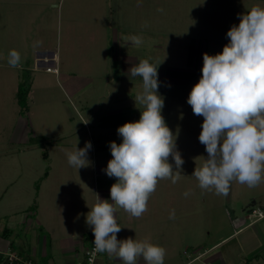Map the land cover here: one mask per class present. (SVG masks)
<instances>
[{
	"label": "rangeland",
	"instance_id": "rangeland-1",
	"mask_svg": "<svg viewBox=\"0 0 264 264\" xmlns=\"http://www.w3.org/2000/svg\"><path fill=\"white\" fill-rule=\"evenodd\" d=\"M252 6L264 7V0H0V210L6 202L30 197L32 210L22 211L36 218L39 205L45 236L51 222L53 236L62 222L69 234L83 230L91 236L86 215L98 191L116 182L103 171L112 158L109 143L119 144L118 126L139 120L141 114L135 97L142 91V77L129 79L128 71L147 59L160 63L161 114L184 163L175 184L158 180L147 211L140 218L131 216L133 223L121 228L119 240L133 231L132 239L165 249L164 264H184L232 234L202 262L261 264L264 173L252 188L233 180L226 196L201 189L192 173L207 157L198 139L203 117L187 103L202 74L203 54L221 52L229 28ZM133 35L144 43L136 47L121 39ZM46 49L59 54L56 72L53 66L49 71L34 67L35 50ZM12 50L20 54V67L8 63ZM19 84L30 87L28 110L18 103ZM88 141V165H69L66 153ZM168 162L174 174L180 171L171 156ZM38 189L41 199L35 203ZM49 195L54 201H48ZM104 197L110 201V194ZM20 237L15 240L18 250L29 252L24 226Z\"/></svg>",
	"mask_w": 264,
	"mask_h": 264
},
{
	"label": "clouds",
	"instance_id": "clouds-1",
	"mask_svg": "<svg viewBox=\"0 0 264 264\" xmlns=\"http://www.w3.org/2000/svg\"><path fill=\"white\" fill-rule=\"evenodd\" d=\"M226 35L228 43L221 52L203 54L201 77L187 97L193 113L203 117L198 139L207 152L205 162L192 175L201 189H214L223 196L233 180L252 188L264 173V7L252 6L240 14L239 24H233ZM121 39L136 47L144 43L136 35ZM8 63L13 68L21 66L16 50L10 51ZM159 64L139 60L128 71L129 79L142 77V91L135 97L140 118L118 126L121 142L109 143L112 158L103 169L116 178L110 187V201L97 194L85 220L94 234L95 252H106L123 264H137L141 257L146 264H164L163 247L131 237L117 239L121 226L116 212L122 208L140 218L158 180L171 179L175 184L184 163L161 114L164 98L158 93ZM91 148L88 141L83 148L76 146L75 151L67 152L69 165L77 169L87 166ZM170 156L175 169L180 170L175 174L168 162ZM174 215L173 211L170 218Z\"/></svg>",
	"mask_w": 264,
	"mask_h": 264
},
{
	"label": "crops",
	"instance_id": "crops-1",
	"mask_svg": "<svg viewBox=\"0 0 264 264\" xmlns=\"http://www.w3.org/2000/svg\"><path fill=\"white\" fill-rule=\"evenodd\" d=\"M35 52L36 53L33 60L35 68L46 67V70L49 71L48 68H51L53 66L52 71L55 70L56 72L58 70L56 62H59L60 57L56 51H48L46 49L39 51L35 50ZM47 157L45 156V158ZM38 175V172H36V177ZM46 176L48 177V174ZM105 186L106 187L102 191H98L99 197L104 200H106L104 195L109 197L111 185L108 186L107 184H105ZM39 189L38 194L35 197V203H37L36 201L39 200V198L41 199V191ZM101 195L103 196L101 197ZM45 197L46 194L43 196V200ZM49 197L50 198L48 199V201L52 202L53 199L51 198L53 197H51V195H49ZM31 200L30 197L27 198L25 196L24 198H21V201H14L13 203L6 202L4 203V206H2L3 208L0 210V264H83L85 250L94 241L93 232L91 233L90 237L84 235L83 230L81 232L79 231L78 235H74L72 233L69 234V231L68 229H65L63 222L62 226H60L58 224V221H56V224L59 225L57 228L59 234L53 236V234H55V228H52L53 222H51L46 224V227L48 229L47 234L49 236H45L44 234H42L45 231V222L43 219L40 218L39 213L37 211L39 205L35 204L34 208L36 210V218L30 217L29 215H26L24 211H22L26 210L28 206V209L32 210L30 208L31 206L29 205ZM35 210L33 212H35ZM119 211L120 213L118 215L117 213ZM117 213L116 219L118 224L121 220H123V222H126L123 223L124 225H122L121 228H126L125 224L128 225L131 222L133 223V218L124 209L117 208ZM55 216L56 214L54 215V217ZM44 219L46 220L45 217ZM251 221L237 228V230L233 234L246 228L247 226L257 224L258 222H260V219L254 222ZM23 226L26 228L27 240L30 244V248L28 249L29 252H21L20 250H18L20 245L15 243V240H21L20 233L23 231ZM136 227L137 226L135 224L133 229H136ZM120 233L121 231L117 233L118 240L120 238ZM130 233H126L127 236H124L122 239H126L129 237L132 238L134 233L133 231H131ZM230 236H232V234L222 238V240L216 242L214 245L203 249L184 264H194L196 262H199L200 264H205V262H202L204 257L217 249L214 248L215 245L227 240ZM56 250L61 251L62 255H57ZM102 254L103 253L99 254L97 264H123L122 261L118 260L115 257H110L106 252L105 257H103ZM215 262H217L216 259H214L213 263L217 264ZM260 263L264 264V258ZM137 264H146V262L141 257L137 259ZM229 264H232V262H230Z\"/></svg>",
	"mask_w": 264,
	"mask_h": 264
},
{
	"label": "built area",
	"instance_id": "built-area-1",
	"mask_svg": "<svg viewBox=\"0 0 264 264\" xmlns=\"http://www.w3.org/2000/svg\"><path fill=\"white\" fill-rule=\"evenodd\" d=\"M99 254L100 253L95 252V245L92 242L88 246V248L85 250V256L83 259V264H97V259L99 257Z\"/></svg>",
	"mask_w": 264,
	"mask_h": 264
},
{
	"label": "trees",
	"instance_id": "trees-1",
	"mask_svg": "<svg viewBox=\"0 0 264 264\" xmlns=\"http://www.w3.org/2000/svg\"><path fill=\"white\" fill-rule=\"evenodd\" d=\"M29 92H30V87L29 86L23 88L21 86V84H19L18 91H17L18 103H20L21 107L25 108V110H28V108L25 107V105H26L25 101H26V98H27ZM47 155L48 154L46 153L45 156L47 157ZM4 235H5V233H4Z\"/></svg>",
	"mask_w": 264,
	"mask_h": 264
}]
</instances>
